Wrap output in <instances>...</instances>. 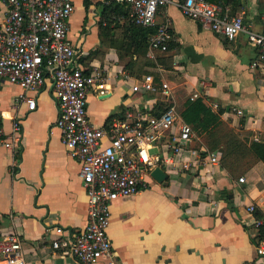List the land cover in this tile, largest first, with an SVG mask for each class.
<instances>
[{"label": "crops", "instance_id": "obj_1", "mask_svg": "<svg viewBox=\"0 0 264 264\" xmlns=\"http://www.w3.org/2000/svg\"><path fill=\"white\" fill-rule=\"evenodd\" d=\"M74 1L69 36L84 51L80 63L86 68L93 62L106 67L105 81L89 92L92 122L106 125L135 106L162 113L169 99L161 92L132 89L134 78L146 74L145 57L120 55L118 44L125 30L121 24L129 19L130 8L124 5L125 11L115 12L102 0ZM263 10L264 0H240L234 8L259 31H264ZM166 17L171 19L174 39L167 51L152 59L158 66V82H170L180 114L189 100L201 97L219 112L222 122L212 134L204 130L191 142L196 152H186L190 169L169 171L162 166L161 178L151 172L146 187L112 202L108 232L115 259L118 264H264L257 253L264 224H255L257 217L264 219V162L249 155L239 158L251 163L242 171H233L221 160L206 162L213 151L221 156L227 134L240 135L249 148L254 140L264 139V70L252 66L257 48L244 33L230 41L204 27L175 3L160 9L158 21ZM21 91L20 85L3 80L5 128L10 130L14 119L21 120L22 128L13 148L0 147V233L21 235L27 264H85L52 245L55 227L76 235L87 224L81 164L68 154L56 125L58 108L50 87L27 91L38 99L35 108L17 101ZM251 204L254 211L249 210Z\"/></svg>", "mask_w": 264, "mask_h": 264}, {"label": "built area", "instance_id": "obj_2", "mask_svg": "<svg viewBox=\"0 0 264 264\" xmlns=\"http://www.w3.org/2000/svg\"><path fill=\"white\" fill-rule=\"evenodd\" d=\"M130 8L129 20L143 26L155 27L149 37L147 56L169 49L174 39L171 19L159 22L160 9L171 3L182 12L234 40L247 35L248 42L257 48L253 67L264 70V31L247 24L240 14H233L228 5L210 0H102ZM75 11L74 0H0V91L7 79L20 85L18 102L35 108L38 99L28 90L49 86L58 108L56 125L60 128L68 154L81 164L82 184L88 196V216L85 228L71 235L62 226L55 227L52 245L64 255H72L85 264L101 259L118 264L109 236L112 202L138 192L147 186V175L156 167L169 171L192 167L186 152L198 137L192 124L185 121L177 108L169 81H156L154 73L134 78V91L161 92L169 99L167 108L159 115L140 106L126 109L123 116L113 117L103 126L95 125L88 115V98L92 87L107 78L106 67L93 62L86 68L80 63L84 51L69 36L68 18ZM264 28V10L261 15ZM125 78L132 77L125 73ZM102 93L105 89L100 90ZM238 114L237 107L227 109ZM5 115L0 101V147L13 148L19 141L21 120L14 119L12 128H5ZM175 127L178 130L175 131ZM207 163L220 162L218 152L206 156ZM243 179V178H242ZM251 204L249 210L254 211ZM256 226L264 219L256 218ZM24 242L15 231L0 233V262L27 264ZM264 257V240L257 245Z\"/></svg>", "mask_w": 264, "mask_h": 264}, {"label": "trees", "instance_id": "obj_3", "mask_svg": "<svg viewBox=\"0 0 264 264\" xmlns=\"http://www.w3.org/2000/svg\"><path fill=\"white\" fill-rule=\"evenodd\" d=\"M213 2H219L223 5L232 6L231 12L233 14H237L234 11V8L239 4L240 0H210ZM110 10L115 12H122L124 10V5L121 6L119 3H110L108 5ZM121 26L125 29L123 31L124 37L121 38L120 44H118V48L121 49L120 55L121 57H126L128 55L133 56V54H137L138 58L145 57L143 59L144 65V73L153 72L156 77V81L158 82L161 78L159 73L157 72L158 66L157 63L152 59H149L146 55L149 43V37L156 30L155 27L143 26L140 24H136L129 19H126L122 22ZM127 67H130V62L127 63ZM141 77V74L137 75ZM161 114L157 113V115ZM181 115L185 121L192 124L194 129L201 133L204 130H213L217 128L221 124L220 114L219 112H214L212 108L205 103V101L199 97L194 100H189L183 110L181 111ZM216 139L213 138L211 143L213 145ZM243 140L240 138V135L231 133L227 134V140H225V144L222 148V154L220 156L221 162L225 163V165L231 168L233 171L235 170H244L248 166H250V162L245 163L239 161V158L242 160L248 155L252 158V160H262L264 162V139L254 140L250 148L247 147ZM257 212V211H256ZM257 216L259 213L257 212ZM263 233V232H262ZM261 233V234H262Z\"/></svg>", "mask_w": 264, "mask_h": 264}, {"label": "water", "instance_id": "obj_4", "mask_svg": "<svg viewBox=\"0 0 264 264\" xmlns=\"http://www.w3.org/2000/svg\"><path fill=\"white\" fill-rule=\"evenodd\" d=\"M152 174L155 175L158 178H161L163 176V169H161L160 167H156L153 171Z\"/></svg>", "mask_w": 264, "mask_h": 264}]
</instances>
